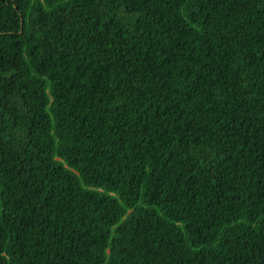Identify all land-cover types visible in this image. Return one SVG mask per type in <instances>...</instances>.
<instances>
[{"label":"trees","instance_id":"obj_1","mask_svg":"<svg viewBox=\"0 0 264 264\" xmlns=\"http://www.w3.org/2000/svg\"><path fill=\"white\" fill-rule=\"evenodd\" d=\"M0 264H264V0H0Z\"/></svg>","mask_w":264,"mask_h":264}]
</instances>
